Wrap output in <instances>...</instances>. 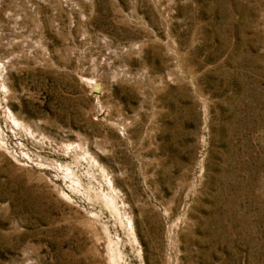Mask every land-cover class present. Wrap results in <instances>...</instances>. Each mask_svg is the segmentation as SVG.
<instances>
[{
	"label": "rangeland",
	"instance_id": "obj_1",
	"mask_svg": "<svg viewBox=\"0 0 264 264\" xmlns=\"http://www.w3.org/2000/svg\"><path fill=\"white\" fill-rule=\"evenodd\" d=\"M0 264H264V0H0Z\"/></svg>",
	"mask_w": 264,
	"mask_h": 264
}]
</instances>
